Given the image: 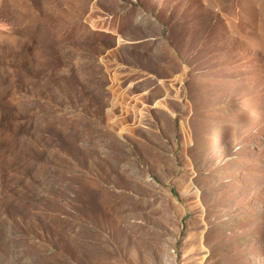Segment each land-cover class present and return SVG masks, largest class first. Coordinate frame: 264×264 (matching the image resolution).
Returning <instances> with one entry per match:
<instances>
[{"label": "rangeland", "instance_id": "obj_1", "mask_svg": "<svg viewBox=\"0 0 264 264\" xmlns=\"http://www.w3.org/2000/svg\"><path fill=\"white\" fill-rule=\"evenodd\" d=\"M0 264H264V0H0Z\"/></svg>", "mask_w": 264, "mask_h": 264}]
</instances>
